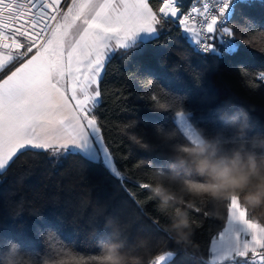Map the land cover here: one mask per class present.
Here are the masks:
<instances>
[{"label": "trees", "instance_id": "obj_1", "mask_svg": "<svg viewBox=\"0 0 264 264\" xmlns=\"http://www.w3.org/2000/svg\"><path fill=\"white\" fill-rule=\"evenodd\" d=\"M158 2V0H153ZM188 3H184L186 9ZM237 48L205 54L195 50L178 24L166 22L158 39L106 61L100 80L101 103L94 109L105 144L123 179L102 163L81 155L53 156L42 150L18 153L0 172V264L12 258L17 264H75L78 256L97 255L100 241L121 240L145 257L173 255L161 264H205L210 237L226 223V201L205 198L200 211H191L199 252L175 243L163 231L165 217L141 183L152 182L155 167H167L173 145L186 143L176 125L171 97L181 98L193 126L209 135L224 130L221 115L245 110L251 132L264 133V0H245L231 18ZM157 100L153 101L152 96ZM174 131L163 142L156 126ZM135 133L151 150L129 140ZM151 160V166L142 163ZM207 212L206 216L204 213ZM264 223V209L248 210ZM120 228L114 236L106 221ZM147 242L145 250L138 246ZM15 242V243H12ZM71 253L72 255H65ZM78 254V255H77Z\"/></svg>", "mask_w": 264, "mask_h": 264}, {"label": "snow or ice", "instance_id": "obj_2", "mask_svg": "<svg viewBox=\"0 0 264 264\" xmlns=\"http://www.w3.org/2000/svg\"><path fill=\"white\" fill-rule=\"evenodd\" d=\"M244 2L198 0L200 7L186 11L182 0H0V171L31 149L81 155L123 179L94 114L106 61L158 39L166 22L178 24L195 50L215 54L228 41L232 51L238 44L230 21ZM258 79L264 81V71ZM180 99L158 107L176 108L179 131L192 136ZM226 208V223L210 237L205 264H264V223L236 198ZM16 254L13 245L9 256ZM172 255H156L155 264ZM75 264L99 262L89 255Z\"/></svg>", "mask_w": 264, "mask_h": 264}, {"label": "clouds", "instance_id": "obj_3", "mask_svg": "<svg viewBox=\"0 0 264 264\" xmlns=\"http://www.w3.org/2000/svg\"><path fill=\"white\" fill-rule=\"evenodd\" d=\"M220 118L231 135H225L224 130L209 135L206 129L192 125L194 135L187 136L186 143L173 145L167 167L153 168L152 182L147 185L149 198L156 201L167 221L163 231L194 253L199 252L200 244L194 239L195 222L190 213L200 211L198 204L205 198L229 203L236 198L247 210L264 209V133L250 135V116L245 110L224 113ZM156 132L163 142L175 135L161 125L156 126ZM129 140L143 150H151L135 133H129ZM142 163L151 166L153 162ZM252 219L257 221L256 217ZM106 227L119 236L120 228L114 226L112 218H108ZM138 246L147 255L146 240H140ZM98 247L99 264H155L157 259L154 256L145 261L135 247H126L121 240L100 241ZM5 264L17 262L6 258Z\"/></svg>", "mask_w": 264, "mask_h": 264}, {"label": "built area", "instance_id": "obj_4", "mask_svg": "<svg viewBox=\"0 0 264 264\" xmlns=\"http://www.w3.org/2000/svg\"><path fill=\"white\" fill-rule=\"evenodd\" d=\"M188 3L187 4V7H186V9H184V10H189L192 6H197V7H200L201 5H200V3H198V0H182V4L184 5V3ZM185 34V33H184ZM186 35V34H185ZM229 44V42L228 41H225L222 45H220V46H218V48L216 49V51L215 52H220L221 50H223V51H226V52H231V51H229L228 50V48H227V45ZM237 48V47H236ZM235 48V49H236ZM234 49V50H235ZM198 51V50H197ZM233 51V50H232Z\"/></svg>", "mask_w": 264, "mask_h": 264}, {"label": "rangeland", "instance_id": "obj_5", "mask_svg": "<svg viewBox=\"0 0 264 264\" xmlns=\"http://www.w3.org/2000/svg\"><path fill=\"white\" fill-rule=\"evenodd\" d=\"M186 119H187V122H188L189 124H191V122L189 121L188 114H187V116H186ZM191 125H192V124H191Z\"/></svg>", "mask_w": 264, "mask_h": 264}, {"label": "crops", "instance_id": "obj_6", "mask_svg": "<svg viewBox=\"0 0 264 264\" xmlns=\"http://www.w3.org/2000/svg\"><path fill=\"white\" fill-rule=\"evenodd\" d=\"M4 171V170H3ZM0 172H2V171H0ZM239 227V226H238ZM218 246H222V245H218Z\"/></svg>", "mask_w": 264, "mask_h": 264}]
</instances>
